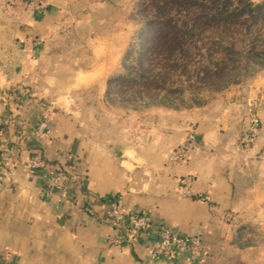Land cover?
I'll return each instance as SVG.
<instances>
[{"label": "crops", "instance_id": "obj_1", "mask_svg": "<svg viewBox=\"0 0 264 264\" xmlns=\"http://www.w3.org/2000/svg\"><path fill=\"white\" fill-rule=\"evenodd\" d=\"M6 2L0 0V126L5 144L27 156L44 157L48 165L60 163L68 175V194L42 197V171L19 169L13 177L0 172V264H264V89L253 103L224 101L218 118L203 112L189 159L172 165L169 157L184 140L186 123L131 146L111 119L103 118L102 126L98 116L83 112L81 102L59 97V90L70 87L57 80L58 60L67 55L52 50L57 42L52 17L17 14ZM29 34L42 44H24ZM63 69L77 76L66 64ZM25 88L34 98L26 116L2 112L5 96ZM252 104L261 130L254 150L247 151L240 139L248 129ZM45 118L51 137L33 136L27 126ZM184 176L193 178L191 197L178 193ZM117 195L127 213L152 219L143 243L156 242L161 227L180 236L199 235L208 250L206 261L186 251L151 259L142 242L114 244L111 240L121 232L113 225L109 202ZM228 214L245 226L221 222Z\"/></svg>", "mask_w": 264, "mask_h": 264}, {"label": "rangeland", "instance_id": "obj_2", "mask_svg": "<svg viewBox=\"0 0 264 264\" xmlns=\"http://www.w3.org/2000/svg\"><path fill=\"white\" fill-rule=\"evenodd\" d=\"M27 2L26 9L6 3L17 14L55 21L52 50L67 55L58 60L57 80L71 88L59 97L81 102L102 126L111 119L131 146L179 123L196 134L203 112L218 118L224 101L253 103L264 89V0ZM35 38L24 44H42ZM65 64L76 77L64 73ZM13 94L24 102L7 105ZM33 99L27 88L8 93L1 111L26 116ZM235 222L224 224L245 226Z\"/></svg>", "mask_w": 264, "mask_h": 264}, {"label": "built area", "instance_id": "obj_3", "mask_svg": "<svg viewBox=\"0 0 264 264\" xmlns=\"http://www.w3.org/2000/svg\"><path fill=\"white\" fill-rule=\"evenodd\" d=\"M9 2L18 6L17 8L26 9L29 7L27 0H9ZM32 39H28V42ZM25 41H23L24 43ZM16 94L6 98L7 105L21 104L24 101L17 98ZM261 130V119L257 114L250 116V123L245 134L240 139V145L247 151L254 150ZM32 135L40 139H48L52 135L48 119L45 118L32 127ZM196 134L189 132L184 140L176 147L169 157L172 165H178L186 162L194 148ZM6 138L0 130V172L10 177L16 175L20 169L30 174L34 171L44 173L45 187L42 190V197H50L54 194H68V175L64 169L57 166L44 164L41 157L26 155V151L12 145H7ZM193 178L184 176L179 180L178 193L183 197L193 196ZM110 211L113 216V225L120 230L121 235L113 238L111 241L122 246L123 244H141L144 245L147 255L151 259L161 257H173L179 251H186L192 257L199 258L203 263L208 257V250L199 235L180 236L167 227H161L159 230L158 240L154 243L144 242V232L152 228V219L147 214L127 213L120 195L114 196L110 202ZM223 223H236V217L233 214L223 215L220 218Z\"/></svg>", "mask_w": 264, "mask_h": 264}, {"label": "trees", "instance_id": "obj_4", "mask_svg": "<svg viewBox=\"0 0 264 264\" xmlns=\"http://www.w3.org/2000/svg\"><path fill=\"white\" fill-rule=\"evenodd\" d=\"M3 129H4V128H3ZM3 129H2L1 126H0V130H1L2 133H3V131H2ZM12 146H14V145H12ZM14 147H16V146H14ZM17 148H19V147H17ZM42 160H43V163H44V164H48V160H47L46 158L43 157ZM57 164H58L59 168L63 169V167H62V165H61L60 163H57ZM57 164H56V165H57Z\"/></svg>", "mask_w": 264, "mask_h": 264}]
</instances>
